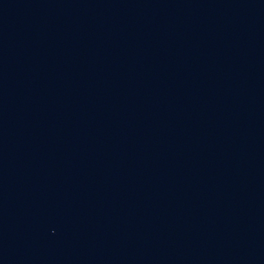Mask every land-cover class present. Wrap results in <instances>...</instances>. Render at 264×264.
<instances>
[{"label": "water", "instance_id": "1", "mask_svg": "<svg viewBox=\"0 0 264 264\" xmlns=\"http://www.w3.org/2000/svg\"><path fill=\"white\" fill-rule=\"evenodd\" d=\"M0 264H264V0H0Z\"/></svg>", "mask_w": 264, "mask_h": 264}]
</instances>
